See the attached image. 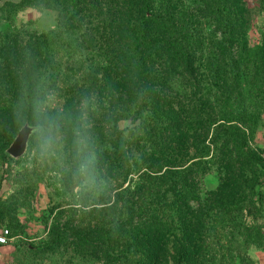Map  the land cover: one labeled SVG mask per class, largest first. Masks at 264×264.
<instances>
[{"label":"trees","instance_id":"16d2710c","mask_svg":"<svg viewBox=\"0 0 264 264\" xmlns=\"http://www.w3.org/2000/svg\"><path fill=\"white\" fill-rule=\"evenodd\" d=\"M247 1L20 0L8 5L14 12L54 9L59 24L47 36L26 34V40L25 33H0L4 140L11 141L24 123L31 125L30 110H17L22 91L31 96L41 85L55 90L52 82L42 83L53 81L58 67L49 51L65 32L81 28L85 20L93 27L97 20L109 33L99 47L104 82L94 80L92 87L100 99L110 100L109 122L131 125L122 132L123 144L110 142L104 158L120 163L125 181L136 154L146 161L148 152L158 149L156 140L161 146L137 187L116 192L109 212L94 217V230L72 234L82 254L89 252L102 264H209L203 257L209 247L201 243L209 229L207 214L220 194L202 191L200 180L211 162L227 169L240 163L253 172L257 165L246 152L242 131L248 118L264 115V28L259 43L252 44ZM259 2L264 12V0ZM92 87H71L66 110L80 104ZM174 222L183 242L175 248L169 243Z\"/></svg>","mask_w":264,"mask_h":264},{"label":"rangeland","instance_id":"374dc122","mask_svg":"<svg viewBox=\"0 0 264 264\" xmlns=\"http://www.w3.org/2000/svg\"><path fill=\"white\" fill-rule=\"evenodd\" d=\"M19 2L0 0V33H25L22 38L26 40V34L47 36L58 30L59 14L56 10L43 7L22 8L14 12L8 6ZM247 6L250 39L255 45L259 43L260 32L264 28V12L259 0H248ZM86 23L87 20L81 28L65 32L57 47L49 51L58 67L55 79H45L42 83L55 84L53 91L58 105L65 110L71 87L82 84L92 87L94 80L100 85L104 82L99 66L105 58L99 47L107 40L104 38L109 30L99 29L102 27H99L101 25L97 20L93 27L86 26ZM206 30L209 32L210 28ZM205 59L206 56L203 57V69ZM90 71H94L91 77ZM86 97L94 98L97 107L91 114V120L96 167L102 183L94 194L77 196L68 175L61 168L41 163L34 153L33 136L23 158L13 159L9 156L8 149L26 123L8 142L0 131V231L9 229L12 235L9 245L1 249L0 264H102L91 253L82 254L72 234L79 228L85 232L94 230V217L98 213L109 212L111 199L116 192L127 188L134 190L141 182L138 177L147 164L154 163L151 155L161 151L156 140L158 149L154 152L150 150L146 161L140 160L136 154L135 162L131 160V163L137 167L124 181L119 177L120 163L112 165L106 161L103 152L108 151L112 141L122 145V132L131 125L121 121L117 124L118 128L109 122L110 100L108 96L100 99L94 87ZM79 106L75 105L72 110H78ZM243 130H246L242 131L246 133V152L257 163L255 171L251 168L245 171L240 163L227 169L211 162L199 183L202 191L220 194L217 202L213 203L215 209L210 212L212 214H207L209 229L201 243L209 247L203 256L209 264H264V115L248 118L247 127ZM101 152L102 157L97 160V154ZM171 199L175 200V196L171 195ZM259 202H262V206ZM205 205L209 206L208 203ZM228 205L237 206L226 209ZM159 210L164 211V206L161 205ZM167 215L176 221L172 213ZM171 225L173 229L169 243L175 248L183 242L178 224L174 222ZM172 257H176L175 252Z\"/></svg>","mask_w":264,"mask_h":264},{"label":"clouds","instance_id":"9594fccd","mask_svg":"<svg viewBox=\"0 0 264 264\" xmlns=\"http://www.w3.org/2000/svg\"><path fill=\"white\" fill-rule=\"evenodd\" d=\"M17 110H30L34 153L41 163L61 168L77 196L94 194L102 183L96 167L91 114L94 98L84 97L79 109L70 112L58 105L56 93L43 85L33 95L22 91Z\"/></svg>","mask_w":264,"mask_h":264},{"label":"water","instance_id":"95a60500","mask_svg":"<svg viewBox=\"0 0 264 264\" xmlns=\"http://www.w3.org/2000/svg\"><path fill=\"white\" fill-rule=\"evenodd\" d=\"M32 137V128L26 124L17 134L16 139L8 149L7 153L13 159L23 158L28 151L29 143Z\"/></svg>","mask_w":264,"mask_h":264},{"label":"built area","instance_id":"2783aa9c","mask_svg":"<svg viewBox=\"0 0 264 264\" xmlns=\"http://www.w3.org/2000/svg\"><path fill=\"white\" fill-rule=\"evenodd\" d=\"M11 241V232L9 229H2L0 231V252L1 249L8 246ZM1 257V253H0Z\"/></svg>","mask_w":264,"mask_h":264},{"label":"crops","instance_id":"0c3cea01","mask_svg":"<svg viewBox=\"0 0 264 264\" xmlns=\"http://www.w3.org/2000/svg\"><path fill=\"white\" fill-rule=\"evenodd\" d=\"M3 249V248H2Z\"/></svg>","mask_w":264,"mask_h":264}]
</instances>
